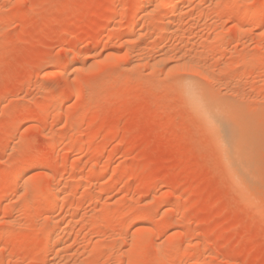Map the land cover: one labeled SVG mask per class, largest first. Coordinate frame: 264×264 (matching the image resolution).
Masks as SVG:
<instances>
[{
  "label": "rangeland",
  "instance_id": "rangeland-1",
  "mask_svg": "<svg viewBox=\"0 0 264 264\" xmlns=\"http://www.w3.org/2000/svg\"><path fill=\"white\" fill-rule=\"evenodd\" d=\"M135 1L0 0V264H264V212L176 89L263 112L264 175V0Z\"/></svg>",
  "mask_w": 264,
  "mask_h": 264
},
{
  "label": "bare ground",
  "instance_id": "bare-ground-1",
  "mask_svg": "<svg viewBox=\"0 0 264 264\" xmlns=\"http://www.w3.org/2000/svg\"><path fill=\"white\" fill-rule=\"evenodd\" d=\"M135 2H136L135 3L136 7H134L135 9H134L133 13L131 14V16H136L140 13L141 10H144L143 9L145 6L144 4H145V2H147V0H136ZM115 9H116V5L112 3L109 7L108 14H112V12L116 11ZM239 11H241V9ZM244 11H246V10H244ZM232 14H231V17H232ZM245 15H246L247 19H248V17H250V18L251 17H254V18L255 17H258V18L263 17L264 16V6H260L259 8L254 10L253 12L251 10L250 11L247 10V12H245ZM168 21H170V20H168ZM235 21H236V18H235ZM167 24H169V23H167ZM129 25H131V24H128V27H129ZM166 26H168V25H166ZM126 27H127V25H126ZM103 28H105V24L103 25L102 29ZM131 28H133V26L132 27L130 26V29ZM162 34H160V36H159L160 39L162 38ZM168 53H170V52H168ZM168 53L164 52L162 54H159V62L158 63L168 62L169 58H170L169 57L170 54H168ZM79 55H80V53H79ZM79 55H78V57H79ZM81 58H82V55H81ZM173 63H175V62H173ZM176 63H177V65H176ZM176 63H175V65L173 64V66L170 63L169 66H171L170 67L171 70L183 68V70L189 69V71H191L193 69L191 66H189V63L186 64L187 62L186 63L184 62L181 65L178 64V61H176ZM179 63H181V62H179ZM176 84H177V88H176L177 93L183 99V102L186 103L188 109L191 110V113H194L195 115H197V117H199V119L202 122L203 126L205 127L206 131L212 136V138H214V142L216 143L215 145H216L218 152H219V155H220L219 158H220V160H222V162L224 164L225 174L228 176L232 190L235 193L239 194L240 197H242V199H243L242 203L245 202V204L247 203L248 205H250V209L253 207L252 209H255V211H257V213L258 212H264V211H262L263 206L260 205L261 203H259L263 197V193H260V190L263 189L262 187H264V185L260 189V183L263 184L264 179L261 182V177L264 178L263 177L264 175L262 176V174H261L262 173L260 171L261 167L259 168V166L256 164V163H258V161H254V158H256V155H254V153H255L254 149L256 148L255 145L258 142H259L258 144H260V138H261L260 137L261 136L260 135V131H261L260 128L261 127L258 128L259 126H261V124H259L261 121L259 120L260 121L259 122L258 119H260L259 117L261 116V114L263 112L261 114L258 113V116H259L258 119H256L257 115H256V117L253 118V116L250 115L247 110L245 111L244 108H242L239 104H237V103H235L229 99L219 100V99L213 98L211 96V94L207 91V89L201 85V83H199V82H197V81H195L189 77L188 78L186 77V79L183 78L182 80H179L178 82H176ZM52 98L54 99V96ZM55 99H58L59 101L63 100V98L61 96H57ZM47 100H49V98ZM47 100H45V101H47ZM255 119L258 122H256ZM256 127L259 129V131L257 130ZM257 131H258V133H256ZM256 134H259V137H260V138H257L259 140L258 142H256V137H258V136H256ZM256 146H257V148H256V151H257L259 146L258 145H256ZM43 168L41 167V169H43ZM44 170H45V168H44ZM20 172L18 171V174ZM22 172H25V170ZM15 174L16 173H14V175ZM36 184L34 183V185H36ZM28 186H30V185H28ZM32 186L33 185H31L30 187H32ZM31 189H33V188H31ZM26 192H27V190H26ZM41 192H44V191H41ZM261 192H263V190H261ZM37 193L38 192L36 190V194ZM39 193H40V191H39ZM40 194H42V193H40ZM40 194H39V197H40ZM53 194H54V192H53ZM260 194H262V197L260 196ZM55 195H57V194H55ZM46 196L45 197L42 196V198H46ZM42 198H40V199H42ZM54 199H56L55 196H53V198L50 200H54ZM263 200H264V197H263ZM52 202H56V201L54 200ZM47 203L49 206L48 201H47ZM250 211H252V210H250ZM38 230H40V229H38ZM35 232H34V234H35ZM40 232H41V230H40ZM55 233L56 232L51 233V234H46V235H48V237L45 236L47 238L46 244H48V243L50 244V242L52 240L56 239L57 234H55ZM139 233H141V232H139ZM139 235L141 237V234H139ZM139 235L137 234L136 238L140 242V240H142V239H140L138 237ZM137 240L135 241L134 244L137 243ZM54 243H55V241H54ZM178 251H179V248H178Z\"/></svg>",
  "mask_w": 264,
  "mask_h": 264
}]
</instances>
